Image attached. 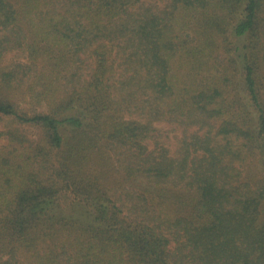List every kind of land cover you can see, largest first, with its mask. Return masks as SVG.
<instances>
[{
  "label": "trees",
  "instance_id": "16d2710c",
  "mask_svg": "<svg viewBox=\"0 0 264 264\" xmlns=\"http://www.w3.org/2000/svg\"><path fill=\"white\" fill-rule=\"evenodd\" d=\"M2 118L0 264H264V0H0Z\"/></svg>",
  "mask_w": 264,
  "mask_h": 264
},
{
  "label": "rangeland",
  "instance_id": "374dc122",
  "mask_svg": "<svg viewBox=\"0 0 264 264\" xmlns=\"http://www.w3.org/2000/svg\"><path fill=\"white\" fill-rule=\"evenodd\" d=\"M11 119L9 118H2L0 120V127L1 128H5L7 126H10L11 125ZM156 126L158 128H160L161 130L164 131V136H167V141L168 143L170 144V146L173 145L174 147V144L175 143V137L178 135L179 132H177L176 130H173L174 128L172 127V124H168L166 122H157L156 123ZM25 131H28L29 133H32L33 129L32 128H26L25 127ZM6 141V137H3L2 139H0V143H3ZM147 144L149 145V147H152V140L149 139V140H146Z\"/></svg>",
  "mask_w": 264,
  "mask_h": 264
}]
</instances>
